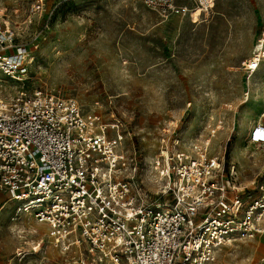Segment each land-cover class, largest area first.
I'll list each match as a JSON object with an SVG mask.
<instances>
[{"label":"rangeland","instance_id":"374dc122","mask_svg":"<svg viewBox=\"0 0 264 264\" xmlns=\"http://www.w3.org/2000/svg\"><path fill=\"white\" fill-rule=\"evenodd\" d=\"M124 19L127 30L146 39V49L117 46L116 20ZM0 22L29 45L33 58L23 84L0 73L3 97L47 89L75 98L86 113L119 120L120 150L136 159L134 187L148 202L166 197L165 180L152 168L161 150L177 136L178 149L188 151L212 131L210 154L224 158L227 171L236 167L237 186L264 188V146L250 141L254 123L264 122V59L251 75L243 68L263 38L264 0H214L194 20H165L142 0H0ZM3 198L0 192V262L65 264L48 226L17 216L13 203L2 207ZM262 258L264 235L223 246L216 264Z\"/></svg>","mask_w":264,"mask_h":264},{"label":"built area","instance_id":"2783aa9c","mask_svg":"<svg viewBox=\"0 0 264 264\" xmlns=\"http://www.w3.org/2000/svg\"><path fill=\"white\" fill-rule=\"evenodd\" d=\"M142 0L163 19L201 16L214 0ZM37 2L35 9H40ZM263 38L243 63L251 75L264 59ZM29 45L0 22V73L23 84L33 62ZM0 83V192L17 216L48 226L65 264H216L219 250L264 234V188L236 184V167L210 154L208 139L178 149L172 138L152 160L166 196L148 202L134 187L136 159L120 150L117 119L85 112L73 97L47 89L2 95ZM114 133V134H112ZM169 140V139H168ZM250 141L264 146V122ZM129 172V174H126ZM168 198V199H167ZM18 253L17 256H20ZM9 264V263H1ZM258 264H264V258Z\"/></svg>","mask_w":264,"mask_h":264},{"label":"crops","instance_id":"0c3cea01","mask_svg":"<svg viewBox=\"0 0 264 264\" xmlns=\"http://www.w3.org/2000/svg\"><path fill=\"white\" fill-rule=\"evenodd\" d=\"M116 21L118 22V34H119V36H118L119 43H117V46H120L122 48L121 50L125 51L126 48L129 50H131V48H133V49L135 48L137 50L141 49L142 47H143V49L147 48L146 47V45H147L146 39L142 40L141 37L136 35L133 31H129L126 29L125 19L123 21H119V20H116ZM133 38L135 39V45H133L134 44ZM142 42H143V44H141ZM137 47H139V48H137ZM125 54H126V52H125ZM255 123H254V125H255ZM3 200H5V198H3ZM3 200H1L2 201L1 203H3ZM1 263H7V262H0V264Z\"/></svg>","mask_w":264,"mask_h":264},{"label":"bare ground","instance_id":"6f19581e","mask_svg":"<svg viewBox=\"0 0 264 264\" xmlns=\"http://www.w3.org/2000/svg\"><path fill=\"white\" fill-rule=\"evenodd\" d=\"M195 14H196V13H195ZM255 49H256V48H255ZM255 49H254V52H255ZM256 70H257V69H256ZM256 70H255L254 72H256ZM254 72H253V73H254ZM263 235H264V234H263ZM36 248H38V247H36Z\"/></svg>","mask_w":264,"mask_h":264}]
</instances>
